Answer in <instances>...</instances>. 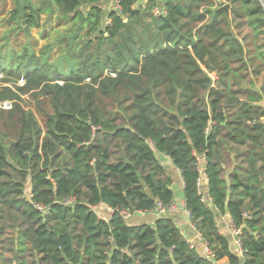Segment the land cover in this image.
I'll use <instances>...</instances> for the list:
<instances>
[{
  "label": "trees",
  "instance_id": "obj_1",
  "mask_svg": "<svg viewBox=\"0 0 264 264\" xmlns=\"http://www.w3.org/2000/svg\"><path fill=\"white\" fill-rule=\"evenodd\" d=\"M102 1L8 11L16 35L56 10L71 27L54 62L51 46L16 52L6 35L0 47V264H264V0H120L107 24ZM161 156L214 261L168 215L132 226L121 214L173 203ZM216 214L240 231V255Z\"/></svg>",
  "mask_w": 264,
  "mask_h": 264
},
{
  "label": "rangeland",
  "instance_id": "obj_2",
  "mask_svg": "<svg viewBox=\"0 0 264 264\" xmlns=\"http://www.w3.org/2000/svg\"><path fill=\"white\" fill-rule=\"evenodd\" d=\"M6 1V7L4 9V14L2 17L4 18V21L0 24V47H3L4 37L7 35L9 37V45L10 49L15 50L16 52H20L25 45L30 44V46L35 50L37 54H40L42 50L46 49L47 46H51L50 51H48V60L49 61H56L59 58L60 53V47L62 44H60V38L65 35V33L68 32L69 27H71V23L67 22L63 25H58L57 21V10L54 12V15L51 19L48 18L47 14H44L42 16L41 28H33L31 29L30 33L28 35H25L23 33L16 35L15 33H10L9 31V25L6 24L7 18L10 16L8 11L14 8V2L13 0H5ZM37 1V0H34ZM220 1V0H217ZM64 68L67 69L68 66L64 64ZM211 77L213 79H216L215 74H211ZM0 78H3V76L0 75ZM257 84H261V79H256ZM20 84L23 82L20 81ZM28 105L33 109V111L37 114L39 121L43 123V117L42 112L38 111L36 108L35 102L31 101L30 97L24 96ZM9 103V102H6ZM42 107L44 112H50L49 106L44 102L42 103ZM99 217L101 218H108V214L102 206L99 208H96ZM8 257L11 256V253L7 254ZM15 257V256H14Z\"/></svg>",
  "mask_w": 264,
  "mask_h": 264
},
{
  "label": "crops",
  "instance_id": "obj_3",
  "mask_svg": "<svg viewBox=\"0 0 264 264\" xmlns=\"http://www.w3.org/2000/svg\"><path fill=\"white\" fill-rule=\"evenodd\" d=\"M149 0H143L142 4H146ZM160 2L161 0H156ZM103 12H104V23L107 24L109 20V14L113 11V1L112 0H103L101 3ZM160 9V8H159ZM161 162L165 166V168L173 175V189L175 193L174 201L172 205L174 209L170 211L167 215L173 220V222L177 225V227L181 230L184 238L188 243H193L196 248L199 249L200 252H203L204 241L200 234L194 228L192 224L189 212L185 208L184 196H183V181L180 175V172L173 166L171 160L167 156H161ZM207 180H203V189L206 193ZM159 206V205H158ZM105 208V207H103ZM108 214V208H105ZM158 207L148 213L144 214H134L128 219V223L132 226H138L142 224H154V222L160 216L158 214ZM109 218V216H108ZM218 226L220 227L223 234L228 235L232 240H234L233 233L228 226V221L230 217L225 215L216 214ZM105 219V218H104ZM234 251L240 255L238 247H234ZM221 264H229L228 261H224Z\"/></svg>",
  "mask_w": 264,
  "mask_h": 264
},
{
  "label": "built area",
  "instance_id": "obj_4",
  "mask_svg": "<svg viewBox=\"0 0 264 264\" xmlns=\"http://www.w3.org/2000/svg\"><path fill=\"white\" fill-rule=\"evenodd\" d=\"M112 1H113V10L114 11H117V12H120L121 11L120 0H112ZM160 13H161L160 9L159 8H156L155 9V14L160 15ZM4 107L5 108H9L10 107V103H4ZM205 164H206L205 157L204 156L200 157L199 160H198V166H199V169L202 172L201 177H200L199 182H198L199 183L200 190H202V188H203V180L204 179L207 180L206 175L203 172ZM203 194L204 195L202 197V200L205 201L207 204H209L211 202V199L205 193H203ZM158 205H159L158 206V212H159L158 214L160 216L167 215L170 211H172L174 209V206L172 204L168 208L162 206L161 204H158ZM37 208L39 210H41V211H44L45 210V208L43 206H41V205H37ZM108 211H109L108 212V215L111 216V214H112L113 211L110 208H108ZM121 214L123 215V217L125 219H129L132 216V213H130L129 211H123V212H121ZM137 214H144V212H138ZM228 226H229V228L231 229V231L233 233L234 241H235L236 246L238 247L239 252L241 254L242 253V249H241V245H240V241H239V237H238L240 231L237 230L234 227V225H233V223H232L231 220L228 221ZM219 231H220V233H222L220 227H219ZM189 245H190L191 248H195V245L193 243H189ZM203 254H204V256L207 259L214 261V259H215L214 254L210 250V248L207 246V244H205V243H204V248H203Z\"/></svg>",
  "mask_w": 264,
  "mask_h": 264
},
{
  "label": "water",
  "instance_id": "obj_5",
  "mask_svg": "<svg viewBox=\"0 0 264 264\" xmlns=\"http://www.w3.org/2000/svg\"><path fill=\"white\" fill-rule=\"evenodd\" d=\"M142 2H143V0H139L138 5H140ZM223 9H224L226 12H228V5H227V4L224 5V6H223ZM208 206L212 207V206H213L212 202H210V203L208 204Z\"/></svg>",
  "mask_w": 264,
  "mask_h": 264
}]
</instances>
